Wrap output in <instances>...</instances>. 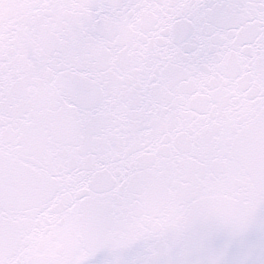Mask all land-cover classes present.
Returning <instances> with one entry per match:
<instances>
[{
  "label": "snow or ice",
  "instance_id": "obj_1",
  "mask_svg": "<svg viewBox=\"0 0 264 264\" xmlns=\"http://www.w3.org/2000/svg\"><path fill=\"white\" fill-rule=\"evenodd\" d=\"M0 264H264V0H0Z\"/></svg>",
  "mask_w": 264,
  "mask_h": 264
}]
</instances>
